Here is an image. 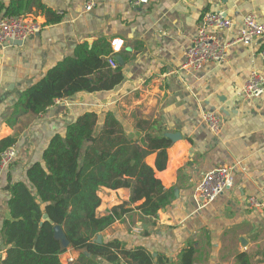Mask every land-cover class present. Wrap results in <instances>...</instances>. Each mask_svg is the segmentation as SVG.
Here are the masks:
<instances>
[{"label": "crops", "instance_id": "obj_1", "mask_svg": "<svg viewBox=\"0 0 264 264\" xmlns=\"http://www.w3.org/2000/svg\"><path fill=\"white\" fill-rule=\"evenodd\" d=\"M13 1L0 0V18ZM27 1L25 13L41 23L40 30L21 45L0 44V140L17 138L15 160L0 170V262L8 249L3 224L11 218L9 184L27 181L28 168L43 161L51 138L64 135L80 115L96 111L99 131L106 113L113 111L136 138L145 135L138 122L146 121L145 132L171 139L164 169L156 168L157 152L146 161L172 197L153 217L137 208L144 200L130 202L129 188L102 187L98 215L121 204L131 209L100 234L102 241L118 240L128 250L144 248L155 264H182L189 250L192 264H241L243 253L249 264H264V207L251 208L247 202L254 196L264 203V94L247 98L241 90L252 71L264 75L263 39L250 44L238 40L245 16L255 14L264 22V0H148L139 5L135 0ZM89 1L94 6L87 10ZM220 8L233 22L230 29L217 31L228 45V58L199 70L183 68L203 15ZM101 40L106 45L100 49L111 51L104 58L117 62L115 68L110 64L113 70L121 69L119 84L57 98L46 111L24 113L9 123L24 92L49 69L75 57L80 46L93 47ZM205 111L222 118L219 134L204 122ZM220 165L233 167L234 183L216 200L200 205L194 190L205 173ZM78 256L79 250L68 248L61 260L67 264V258Z\"/></svg>", "mask_w": 264, "mask_h": 264}, {"label": "trees", "instance_id": "obj_2", "mask_svg": "<svg viewBox=\"0 0 264 264\" xmlns=\"http://www.w3.org/2000/svg\"><path fill=\"white\" fill-rule=\"evenodd\" d=\"M31 1L14 0L5 16L27 11ZM4 6L0 4V9ZM106 41L89 47L80 46L75 57H69L48 70L34 86L26 90L13 116L40 114L57 98H68L79 92L110 90L119 84L121 69L113 70L104 58L110 49L101 48ZM108 48V47H107ZM115 68V67H114ZM117 68V67H116ZM99 115L88 111L69 123L64 135L58 133L37 161L27 170V181L9 184L8 201L11 218L3 224V236L8 246L7 256L0 264H63L61 254L68 248L79 250L73 264H155L151 253L138 248L128 250L120 241L98 242L97 236L131 209L126 204L115 206L103 216L97 209L102 199V187L129 188L130 202L144 200L137 208L146 216L156 217L172 197L156 177V170L146 158L157 152L156 168L166 167L171 139L165 135L145 132L150 124L138 122L144 137L136 138L127 131L124 122L108 111L102 129L97 130ZM146 124L148 126H146ZM16 136L0 140L1 153L15 145ZM47 213L50 220L44 218ZM59 225L68 244L55 236ZM184 254L182 264H192L193 251ZM241 264H249L247 254L239 255Z\"/></svg>", "mask_w": 264, "mask_h": 264}, {"label": "built area", "instance_id": "obj_3", "mask_svg": "<svg viewBox=\"0 0 264 264\" xmlns=\"http://www.w3.org/2000/svg\"><path fill=\"white\" fill-rule=\"evenodd\" d=\"M148 0H135V5L145 3ZM94 6L93 1L87 4V10ZM233 22L223 9L207 11L200 22L198 32L185 55L183 68L187 70H199L207 62H223L228 58V45L222 43L217 35V31L228 30ZM41 28V23L31 14L23 13L19 15H9L0 18V44L13 45L14 41L24 43L31 35L37 33ZM262 38L263 46L260 55L264 58V22L260 21L255 14H249L242 21L241 32L238 40L244 44H250L255 39ZM116 40L113 41L115 43ZM121 42L115 46L118 49ZM112 66H117V62L110 58ZM244 97H256L264 94V75L256 70L252 71L242 87ZM203 120L212 133L219 134L221 131L222 118L213 111H205ZM17 156L16 144L8 147L1 153L0 170L8 167ZM234 183L233 167L220 165L203 175L198 182L194 197L200 205H207L222 195L225 190ZM251 208L261 209L264 203L252 196L247 199ZM140 230V228H136ZM74 261L73 257L67 258V264Z\"/></svg>", "mask_w": 264, "mask_h": 264}, {"label": "water", "instance_id": "obj_4", "mask_svg": "<svg viewBox=\"0 0 264 264\" xmlns=\"http://www.w3.org/2000/svg\"><path fill=\"white\" fill-rule=\"evenodd\" d=\"M11 44H13V45H21L22 42H21V41H14V42H12ZM118 60H119L121 63H123L121 57H119V56H118ZM170 137H171L172 139H176V138L180 137V135H179V134H171ZM44 218H45L46 220H50V217H49V215H48L47 213L44 214ZM55 236H56V238L60 239L65 245L68 244L67 240L65 239L64 232L62 231V229H61V227H60L59 225H57V226L55 227ZM96 240H97L98 242H102V236L99 234V235L97 236V239H96Z\"/></svg>", "mask_w": 264, "mask_h": 264}]
</instances>
